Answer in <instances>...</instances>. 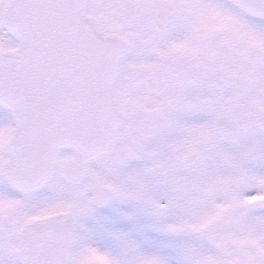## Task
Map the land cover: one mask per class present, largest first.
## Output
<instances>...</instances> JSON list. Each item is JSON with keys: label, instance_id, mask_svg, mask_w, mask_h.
I'll return each instance as SVG.
<instances>
[{"label": "rangeland", "instance_id": "rangeland-1", "mask_svg": "<svg viewBox=\"0 0 264 264\" xmlns=\"http://www.w3.org/2000/svg\"><path fill=\"white\" fill-rule=\"evenodd\" d=\"M159 6L175 11L176 22L171 28L155 27L153 15ZM237 10L220 0L88 2V13L99 31L119 34L126 40L123 70L116 84L117 97L124 106L127 94L121 84L135 65L146 62V46H160L161 40H169L171 33L183 29L181 39L172 37L173 46L196 62L213 58V63L232 73L234 81L240 77L247 80L251 86L240 100L243 106L262 113L264 60L255 49L264 45V18L256 23L258 19L248 15L246 19L256 25L245 19L241 23ZM14 44L3 36L0 52ZM224 92L229 96L228 90ZM210 95L212 101L217 99L216 94ZM218 111L200 105L189 93L170 110L168 122L160 124L131 162L120 164L113 156H106L90 164L87 178L113 194L111 203L100 208L90 194L69 187L57 172L45 189L35 193L17 192L9 186L2 177L1 165L10 157L8 144L14 126L9 113L0 107V264H15L19 250V231L5 226L8 217L20 216L26 223L66 210L74 211L78 219L70 264H162L154 255L168 237L178 248L179 258L172 264H235L224 262L205 238V226L214 220L227 223L244 264H262L264 238L252 236V217H247L250 214L246 208L257 200L264 201V132L259 128L260 118L250 119L239 143L230 145L222 139L228 122H219ZM198 153H203V161L187 168L186 162ZM72 155V151L63 150L57 158L58 169ZM182 174L184 180L176 183L175 178ZM245 191L250 196L242 195ZM127 220L132 223L126 227ZM130 235L140 242L132 245L127 239L126 243L125 237ZM158 237H162L160 245Z\"/></svg>", "mask_w": 264, "mask_h": 264}, {"label": "water", "instance_id": "water-1", "mask_svg": "<svg viewBox=\"0 0 264 264\" xmlns=\"http://www.w3.org/2000/svg\"><path fill=\"white\" fill-rule=\"evenodd\" d=\"M81 1L82 0H74V2H73V4L76 6L77 10H80V12L84 11V5H85V0H83V8H81V5H82ZM234 1L241 4L243 7L249 9L250 11H252L255 14H260V13L264 12V0H234ZM13 3H14V1L10 2L11 5ZM18 13H19V17L21 18V24H24L25 19L23 17L22 9H18ZM8 15H9V21L8 20L6 21L7 26L11 31H14L17 33V31H18L17 28H21V26L17 27L16 17L15 16L12 17V12H10V10L8 11ZM84 19H86L88 21V23H90V24L92 23L91 18L84 16ZM24 30L26 32H24ZM24 30L22 29V31L21 32L18 31V33L21 36H22V33H25L28 38L30 37L32 40H34L35 42H37L40 45H43L46 47L53 46L56 49L61 48V47L56 46V45H52V44L49 45L48 41H50V40H47L46 38H42L38 35L40 33L45 34L47 32V29L41 28L38 31V29L36 28V26L33 23L32 24L26 23ZM65 32L69 33L68 30H66ZM80 37L85 38V41L89 45H91V47H92L91 49L93 51H96L97 53L102 52L96 46H94V43H95L94 37L95 36L92 35L91 30H89L88 32H86L84 34H80ZM22 38H23V39H21L22 50L20 51L21 54L25 52V50L27 49V47L29 45L28 39H24L23 36H22ZM96 38H100V39H103L105 41H111L112 42L111 44H108L106 42H100L102 49H104L103 56H102L103 60H102V62H100V64H103V66H105L106 77L104 79L101 75L102 79H100V78L96 79V84H95V81L92 79V85L95 84L94 87H96L98 90L100 88V85H102L101 84L102 80L107 82V79H108L107 74L109 72H111L110 73L111 79L109 81V84H110L115 73L118 71V60H119L118 57H119V54H120V51L122 48V41L119 38H101L98 35H96ZM74 42L77 43V40H75ZM84 44H85V42H84ZM71 47L72 46L67 47L66 49L70 50ZM82 50H86V49H82ZM19 55L20 54L8 52L5 54V57H3L0 60V78L2 77L7 64L16 63L17 59L19 58ZM107 55L111 56V58H109L108 62L106 60ZM113 59H114V65H113ZM55 75H56V77L54 76V74H52V80L54 82H57L58 76H57V74H55ZM6 92H8V90H6ZM0 99L3 102L6 101L8 104L13 105L10 101H8L11 99L8 95H6L5 92L0 91ZM54 100L57 102H49V101H52V99L50 100V99L44 98L43 102H45V104H48V105L50 103L60 104L61 99L57 93H54ZM27 104H28L27 102H24L22 104V108H23V106H27ZM22 108H21V111H22ZM34 109H35V107L33 109H31L32 114H33L32 120L30 119L29 116L27 117V122H28L27 126H31V125L34 126L33 120L38 117L36 115ZM24 110H27V107H25ZM73 111H77V110L74 109ZM14 118H15V116H14ZM18 118L22 119L21 113L18 115ZM19 119H16L17 121L16 120L15 121L18 122ZM118 120H119V117L117 114V121ZM17 125H19V127H20V128H18L19 129L18 135H19V133L21 132V127H23V122L17 123ZM114 129H115V125H113L111 127V129L109 128L108 132L110 134H112V131H114ZM50 137H52L51 134H50ZM77 141H78V142H76L77 144H81V145L85 144V141H83V140L78 139ZM58 142L59 141H56L55 143H58ZM63 142L66 143V139H64ZM48 144H49V142L47 140H41L38 142V145L43 146V147H48ZM106 144H107L106 148L107 147L109 148L110 143L108 142ZM106 148H104V149H106ZM91 149H92V147H89L86 145V151H88L89 156L83 157L82 152L80 151L78 160H75L67 168H65V170L63 172V176L67 180L72 181L73 179L81 177L83 162L88 160L92 156L91 154L94 151L96 152V150H99V147H96V150H91ZM20 151H21L20 150V140L19 139L17 140V138H16L13 140V143L11 144V152L13 155V160L9 164L5 165V167H4L6 176L12 182H14L15 178H19V179H23V180H29V182L25 181L21 185H18L15 182L14 183L23 189H33L34 187L39 186L40 182H42L44 180V178L46 176L45 175L46 172H44L40 175L34 176L33 173L27 169V165L25 166L24 164H22L19 161L20 160V154H21ZM97 153H95V154H97ZM51 169H52V167H51ZM51 169H50V171H51ZM98 190H100V189H98ZM57 221L54 220L51 222H39L28 233V237L30 239L33 237H36V240H40L42 243L41 249L39 250V254H37V255H35V253H36L35 251L32 252V255L30 253H28L26 235L24 236L23 244H24V242L26 243L24 255H23V260H24L23 263L24 264H66L67 263L68 256H69V241H70L71 233L73 231L74 221L69 215H60L58 217ZM208 232H209L210 236L212 237V240L220 248H223L226 245L225 231L221 225L215 224V225L210 226L208 228ZM54 233H55V235H54ZM46 234L48 237L46 236ZM21 254H22V252H21ZM37 257H38V259H37Z\"/></svg>", "mask_w": 264, "mask_h": 264}, {"label": "flooded vegetation", "instance_id": "flooded-vegetation-1", "mask_svg": "<svg viewBox=\"0 0 264 264\" xmlns=\"http://www.w3.org/2000/svg\"><path fill=\"white\" fill-rule=\"evenodd\" d=\"M157 59H159V57ZM167 84H168L167 82L160 83L158 88L160 90H163V91L169 90V87ZM127 85L137 86V90H138V92L141 93L142 99H145V98L146 99L147 98L154 99L156 91L153 88L146 86L144 81H142L140 77H138L137 79L134 80L128 76ZM158 88H157V90H158ZM155 104H156L155 109L159 108L161 110V106H162L161 100L157 101ZM165 111H166V109H165ZM125 112H126L128 119H138L140 114H141L140 106H139V104L129 106L128 108L125 109ZM158 113H159V110H158ZM152 127H153L152 125L144 124L142 126V132L147 133L151 130Z\"/></svg>", "mask_w": 264, "mask_h": 264}, {"label": "bare ground", "instance_id": "bare-ground-1", "mask_svg": "<svg viewBox=\"0 0 264 264\" xmlns=\"http://www.w3.org/2000/svg\"><path fill=\"white\" fill-rule=\"evenodd\" d=\"M128 223H132V220H127L126 222V227L129 226ZM127 228H124L123 229V232H125ZM130 239L129 243L132 244V245H137L140 241H138V239L134 238L133 235H130V237H125V242L127 243V241ZM162 242V237H158V245H160ZM175 243V240H171L170 241V238L168 237L166 242L164 243V247L161 251L158 252L157 255H164L165 253H171V257H169V259L171 260L172 263H175L176 259H177V253L175 251L173 252H170V249L173 247ZM173 244V245H172Z\"/></svg>", "mask_w": 264, "mask_h": 264}]
</instances>
